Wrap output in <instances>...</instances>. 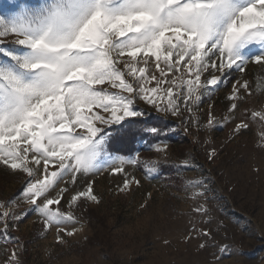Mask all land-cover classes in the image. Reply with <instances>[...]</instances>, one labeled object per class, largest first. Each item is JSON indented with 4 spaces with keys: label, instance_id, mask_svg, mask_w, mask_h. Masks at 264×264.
Returning a JSON list of instances; mask_svg holds the SVG:
<instances>
[{
    "label": "snow or ice",
    "instance_id": "snow-or-ice-1",
    "mask_svg": "<svg viewBox=\"0 0 264 264\" xmlns=\"http://www.w3.org/2000/svg\"><path fill=\"white\" fill-rule=\"evenodd\" d=\"M250 64L264 68V0H12L0 14V165L25 179L17 197L0 201V239H18L10 232L34 212L64 243L77 231L69 225L79 223L74 210L81 201L100 203L92 180L78 190L80 180L138 163L139 154L116 155L115 145L108 151L106 129L143 123L129 119L149 114L137 107L141 101L182 124L211 129V111L203 125L196 116L203 97L235 77L228 99L230 111L238 110L244 93L251 95L242 77ZM252 115L264 121V113ZM247 128L241 120L234 132ZM139 131L160 140L174 129ZM154 150L167 162L166 145ZM139 183L125 173L120 191ZM188 184L200 196L209 191L203 180ZM20 203L29 207L17 211ZM193 210L209 211L204 204ZM202 235L213 239L210 230ZM217 252L230 254V245ZM4 264H20L16 248Z\"/></svg>",
    "mask_w": 264,
    "mask_h": 264
},
{
    "label": "rangeland",
    "instance_id": "rangeland-1",
    "mask_svg": "<svg viewBox=\"0 0 264 264\" xmlns=\"http://www.w3.org/2000/svg\"><path fill=\"white\" fill-rule=\"evenodd\" d=\"M11 2L0 0V14ZM242 77L251 95L244 93L245 100L235 112L230 111L228 99L235 77H229L228 86L203 97L196 116L203 125L211 111L217 121L211 129L191 121L182 124L180 118L138 102L137 107L149 113L143 118L155 115L173 124V138L159 143L166 145L167 162L152 146L123 173L106 170L81 179L78 190L91 179L100 203L82 200L75 208L79 223L69 225V230L77 229L75 235L64 236L61 244L55 228L46 230L40 217L29 212L10 232L18 239H0V264L13 248L20 264H264V147L260 146L264 121L252 115L264 113V68L250 64ZM241 120L248 128L234 132ZM156 161L158 170L149 171ZM185 161L189 167L182 166ZM0 171L5 174L0 176V201H11L20 194L25 178L3 165ZM125 173L140 183L121 192ZM200 180L209 189L205 196L188 184ZM200 204L208 208L207 214L193 210ZM28 207L20 203L17 211ZM61 207L69 211L63 201ZM202 230H210L213 239L203 236ZM201 243L206 247L200 248ZM224 244L230 245V254L217 252Z\"/></svg>",
    "mask_w": 264,
    "mask_h": 264
},
{
    "label": "trees",
    "instance_id": "trees-1",
    "mask_svg": "<svg viewBox=\"0 0 264 264\" xmlns=\"http://www.w3.org/2000/svg\"><path fill=\"white\" fill-rule=\"evenodd\" d=\"M129 119H139L143 121V123H129L128 121H125L122 125L108 129L107 131L112 134V138L108 142L109 152L114 151L113 145H115V147L120 149L119 152H116V155L132 158L144 151L147 147H152L155 144H159L160 141H169L173 138V131L169 132L166 136L161 137L160 140H156L149 134L139 131V128L145 126H157L165 128L166 130L168 128L174 129L173 124L169 121H165L155 115L147 118ZM0 176L4 177V172L0 171Z\"/></svg>",
    "mask_w": 264,
    "mask_h": 264
}]
</instances>
